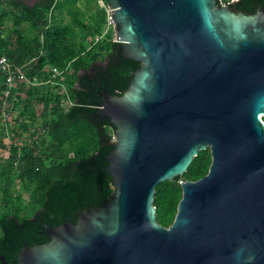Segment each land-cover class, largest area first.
Here are the masks:
<instances>
[{
	"label": "water",
	"instance_id": "1",
	"mask_svg": "<svg viewBox=\"0 0 264 264\" xmlns=\"http://www.w3.org/2000/svg\"><path fill=\"white\" fill-rule=\"evenodd\" d=\"M121 54L141 65L97 114L115 126L113 192L17 264H264V7L217 0H106ZM209 149L207 173L180 181L167 227L155 186ZM1 264H9L0 255Z\"/></svg>",
	"mask_w": 264,
	"mask_h": 264
},
{
	"label": "trees",
	"instance_id": "2",
	"mask_svg": "<svg viewBox=\"0 0 264 264\" xmlns=\"http://www.w3.org/2000/svg\"><path fill=\"white\" fill-rule=\"evenodd\" d=\"M80 1L36 0L30 4L0 0V56L17 65L30 61L27 74H37L39 80L48 77L41 72L46 64L66 67L57 80L65 84L74 101L63 107L57 84L25 86V98L13 92L7 99L4 110L8 113L14 96L18 100L12 101V108L22 104L11 141L5 143V129L0 132V149L8 150L0 160V255L9 264H17L23 247L48 241L45 225L75 222L80 211L103 205L113 192L106 157L115 147V126L98 115L97 109L103 92L123 93L141 63L124 57L121 44L110 33L99 37L105 15L97 0H84V9L78 6ZM225 1L217 0V4ZM254 2L264 0H240L238 4L247 12ZM85 31L99 38L90 39L86 46L81 41ZM34 102L42 106L39 113L30 108ZM38 115L39 124H32ZM18 128L21 136L28 131L23 145L13 140ZM210 161L209 149L200 150L182 174L155 186L156 218L162 226L174 219L181 198L180 181L199 179L207 173ZM22 189L28 191L26 202Z\"/></svg>",
	"mask_w": 264,
	"mask_h": 264
},
{
	"label": "built area",
	"instance_id": "3",
	"mask_svg": "<svg viewBox=\"0 0 264 264\" xmlns=\"http://www.w3.org/2000/svg\"><path fill=\"white\" fill-rule=\"evenodd\" d=\"M97 2L104 10L105 15V19L103 22L104 29L101 32V36L106 34L111 26H113L116 31V23L113 19V8L108 6L106 0H97ZM29 67L30 61H27L22 65H17L12 63L5 55L0 56V82L2 87L0 90V101L2 114L5 111L4 109L7 105V99L9 98V96L15 91L16 88L19 87V85L23 83L27 87H37L43 84H57L60 86L63 95L61 97L60 104L65 108L74 104V101L71 99L69 93L67 92L65 84L57 80L58 77L63 76L66 67L60 68L54 64H46L41 69V72L42 70H44L48 73V77L45 80H39L37 74L28 76L27 70L29 69ZM8 114V112L4 114L5 119H9Z\"/></svg>",
	"mask_w": 264,
	"mask_h": 264
},
{
	"label": "rangeland",
	"instance_id": "4",
	"mask_svg": "<svg viewBox=\"0 0 264 264\" xmlns=\"http://www.w3.org/2000/svg\"><path fill=\"white\" fill-rule=\"evenodd\" d=\"M22 1H24V2H27V3H30V4H32L33 2H35V0H22ZM233 0H228V2L230 3V2H232ZM227 2V0L225 1V2H222L221 4H227L228 3ZM97 4H98V2H97ZM78 6L80 7V8H82V9H84L85 8V1L84 0H81L80 2H78ZM98 6L100 7V5L98 4ZM101 8V7H100ZM65 15V14H64ZM64 19L65 20H68L69 19V17L68 16H65L64 17ZM104 22V21H103ZM103 22H102V26H101V31H103V29H104V26H103ZM7 25H11V23L10 22H7ZM107 33H110V35H111V38L112 39H114V34H115V29H114V27L113 26H111L110 28H109V30H108V32ZM105 35V34H104ZM99 37H101V35L99 36ZM98 38V36L96 35V33L94 34L92 31H85V32H82L81 33V41L84 43V45H86V46H89L90 45V39H97ZM25 91V90H24ZM17 101L18 100V98H16L15 96L13 97V98H11V100L9 101V105H10V108H11V113H9L8 114V117H9V119H5V117H4V114H6V112L4 111L3 112V114H2V116H0V119L2 118V123L1 124H3V125H0V132L2 131V129H3V131H4V129H5V131H6V134L8 135V136H5L4 137V141H5V143H9L10 141H11V138L10 137H12V134H11V131L13 130L12 129V127L15 125V122H16V118L18 117V113H19V111H20V108L22 107V104H20V105H18V107H16V108H12L13 106V102L12 101ZM30 108L33 110L34 109V111H35V113L36 112H40V111H42V106H41V104L39 103V102H34V103H32L31 104V106H30ZM261 118H264V116H262ZM3 119H5L6 121L4 122V120ZM25 121H27V122H29L30 120H29V118L27 117V118H25ZM39 122H40V116L38 115L37 116V118L34 120V122L32 123V124H34V125H36V124H39ZM31 127H33V126H31ZM31 127L29 126L28 128L29 129H31ZM12 129V130H11ZM17 131H18V135L17 134H15L14 136V141H16L17 143H20L21 145H23L24 144V137H25V135H26V133H28V131L27 132H25L22 136L20 135V130H19V128L17 129ZM21 136V137H20ZM13 138V137H12ZM208 149V148H207ZM7 154H8V150H7V148H4V149H0V160H2V158H6V156H7ZM18 180H15V182H16V185H15V188L16 189H18L19 187H18V182H17ZM22 191V195H23V201H27L28 200V191H25L24 189H22L21 190Z\"/></svg>",
	"mask_w": 264,
	"mask_h": 264
},
{
	"label": "flooded vegetation",
	"instance_id": "5",
	"mask_svg": "<svg viewBox=\"0 0 264 264\" xmlns=\"http://www.w3.org/2000/svg\"><path fill=\"white\" fill-rule=\"evenodd\" d=\"M36 1V0H35ZM240 0H233L232 2H228L227 4H228V6L232 9V10H235V11H242L243 9H242V6H240L239 4H238V2H239ZM257 4L258 5H260V6H263L264 7V2L263 3H259V2H254L253 3V6H252V8H248L246 11L248 12V13H253L254 11H256V8H257ZM244 12V11H243ZM246 12V13H247ZM47 231V230H46ZM45 231V232H46ZM47 234V233H46Z\"/></svg>",
	"mask_w": 264,
	"mask_h": 264
},
{
	"label": "crops",
	"instance_id": "6",
	"mask_svg": "<svg viewBox=\"0 0 264 264\" xmlns=\"http://www.w3.org/2000/svg\"><path fill=\"white\" fill-rule=\"evenodd\" d=\"M0 87H1V82H0ZM19 87H21V90H18ZM19 87L16 88L14 92L19 93V94L22 95V96L19 97V99H20L21 97H22V98H25V97H24V96L26 95V94H25V91H24V89H25V85L23 86V84H21V85H19ZM0 90H1V88H0ZM19 94H18V95H19ZM0 116H2V114H0ZM1 123H2V118L0 119V125H1Z\"/></svg>",
	"mask_w": 264,
	"mask_h": 264
},
{
	"label": "bare ground",
	"instance_id": "7",
	"mask_svg": "<svg viewBox=\"0 0 264 264\" xmlns=\"http://www.w3.org/2000/svg\"><path fill=\"white\" fill-rule=\"evenodd\" d=\"M260 118H261V116H260Z\"/></svg>",
	"mask_w": 264,
	"mask_h": 264
}]
</instances>
